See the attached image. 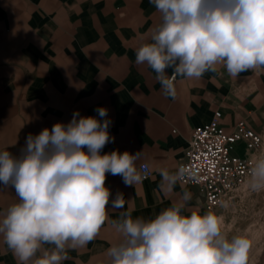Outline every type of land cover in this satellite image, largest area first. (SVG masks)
I'll return each mask as SVG.
<instances>
[{
	"label": "clouds",
	"instance_id": "obj_1",
	"mask_svg": "<svg viewBox=\"0 0 264 264\" xmlns=\"http://www.w3.org/2000/svg\"><path fill=\"white\" fill-rule=\"evenodd\" d=\"M160 23L135 50V62L155 73L165 97L175 99L177 76L201 79L223 67L236 79L264 70V0H150ZM172 75H168V70ZM97 117L73 113L39 134L29 133L19 155L0 151V190L14 189L16 200L0 212V238L17 264H62L69 250L95 240L109 209L118 211L111 227L120 235L106 252L108 264H248L250 240L229 238L225 216L212 210L188 211L193 194L186 187L194 176L184 165L158 167L165 194L180 192L153 217L124 211L122 193L111 199L107 174L134 186L151 175L143 150L101 154L110 136L108 110ZM246 187L264 191V149L250 154ZM227 208L228 205H221Z\"/></svg>",
	"mask_w": 264,
	"mask_h": 264
},
{
	"label": "crops",
	"instance_id": "obj_2",
	"mask_svg": "<svg viewBox=\"0 0 264 264\" xmlns=\"http://www.w3.org/2000/svg\"><path fill=\"white\" fill-rule=\"evenodd\" d=\"M158 23L150 0H0V151L19 155L29 133L67 124L76 111L100 119L95 110L104 107L114 142L101 154L143 150L138 165L152 168L151 177L134 186L107 174L110 201L122 193L124 211L149 218L180 192L178 185L174 193H163L156 169H175L193 130L209 123L215 112L226 133L244 120L263 135L264 70L236 79L223 67L199 80L177 76L175 99L162 94L153 70L135 62V50ZM255 152L242 143L231 149V155L241 158ZM186 187L193 194L188 211L203 212L199 190ZM15 200L14 189L0 190V212ZM118 215L109 209L97 238L69 250L62 264H108L107 249L121 239L110 223ZM0 264H17L2 238Z\"/></svg>",
	"mask_w": 264,
	"mask_h": 264
},
{
	"label": "built area",
	"instance_id": "obj_3",
	"mask_svg": "<svg viewBox=\"0 0 264 264\" xmlns=\"http://www.w3.org/2000/svg\"><path fill=\"white\" fill-rule=\"evenodd\" d=\"M220 117L221 114L215 112L209 123L193 130L183 158L178 162V166L184 165L195 173L186 178L185 184L199 190L204 199V211L217 212L247 179L249 158L231 155L232 146L242 143L248 151L254 152L262 145L261 135L246 121L237 122L232 131L226 133L220 127Z\"/></svg>",
	"mask_w": 264,
	"mask_h": 264
},
{
	"label": "rangeland",
	"instance_id": "obj_4",
	"mask_svg": "<svg viewBox=\"0 0 264 264\" xmlns=\"http://www.w3.org/2000/svg\"><path fill=\"white\" fill-rule=\"evenodd\" d=\"M264 149V134L261 135ZM247 180V179H246ZM245 182L237 187L217 214L225 216V234H245L250 240L248 264H264V191L251 192Z\"/></svg>",
	"mask_w": 264,
	"mask_h": 264
}]
</instances>
